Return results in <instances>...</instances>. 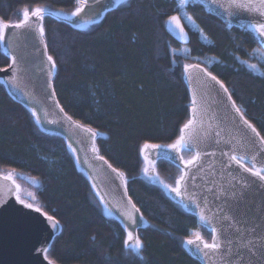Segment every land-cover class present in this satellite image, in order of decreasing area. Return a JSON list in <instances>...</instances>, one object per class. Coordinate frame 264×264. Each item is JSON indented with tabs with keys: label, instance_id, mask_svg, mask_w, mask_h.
<instances>
[{
	"label": "trees",
	"instance_id": "obj_1",
	"mask_svg": "<svg viewBox=\"0 0 264 264\" xmlns=\"http://www.w3.org/2000/svg\"><path fill=\"white\" fill-rule=\"evenodd\" d=\"M36 5L58 14L45 16L43 25L56 64L54 88L60 104L97 132L99 152L124 174L129 195L146 220L138 231L144 259L125 256L123 224L105 211L66 140L44 131L31 110L0 83V173L14 169L16 182L35 195L32 202L60 222L62 231L48 248V258L55 264H109L106 257L111 264H201L185 241L197 231L210 241V231L161 184L144 176L140 149L146 142L167 145L179 137L191 110L183 65L192 63L223 81L264 136V76L240 63L247 60L264 70V59L251 54L253 49L264 53V47L249 31L229 28L192 0L183 11L176 0H129L83 27L62 17L74 10V0H0V19L16 23L25 6ZM175 13L189 32L187 45L166 30L167 17ZM9 63L0 51V67ZM156 171L172 186L181 174L167 160H159Z\"/></svg>",
	"mask_w": 264,
	"mask_h": 264
},
{
	"label": "water",
	"instance_id": "obj_2",
	"mask_svg": "<svg viewBox=\"0 0 264 264\" xmlns=\"http://www.w3.org/2000/svg\"><path fill=\"white\" fill-rule=\"evenodd\" d=\"M111 3L112 0H101V2L95 3L87 8L85 13H82L80 17L73 19L77 21L78 24L84 26L87 23L99 21L107 12L115 9L111 8ZM106 9L110 10L105 11ZM209 13L225 22H231L232 25L236 27H239L238 25L241 20L247 22L252 19V17L247 14L228 18L218 16L213 12ZM182 24L187 37L186 39L178 34V30L170 29L166 24L165 27L168 34L177 42L187 45L190 42V35L183 19ZM9 31L11 32L12 30L10 29ZM15 31L23 33L27 30ZM6 39H14V37L6 36ZM45 44L47 45L45 36L41 37L38 31H36L34 37L29 38L27 41L21 34L18 39H15L16 53L25 58V62L21 66L23 70L18 73L19 88H15L11 85L13 69L8 68V66L4 68L0 67V69H6V71H0V80L5 81L4 85L15 101L23 104L30 110H36L37 116H39L41 120L39 126L44 131L61 135L66 140L68 146L71 145L70 149L72 151L75 149L73 153L79 168L84 171L89 178L103 205L107 206L111 215L116 217L124 226L129 222L121 213L131 211L132 205H135L137 209L139 208L129 195L127 182L125 183V176L123 175V178H121L119 173L122 172L114 167L107 158L99 152L97 147V132L93 129L96 135L94 138H89L91 134L85 132L82 128H78L74 122H79L84 128L91 127L77 121L74 117L69 115L60 104L54 88L56 70L51 75H48L50 62L47 60V57L50 56V54ZM261 45L264 47V44ZM200 66L201 68H206L202 64H200ZM204 79L210 78L204 77L202 73L199 75L193 73V80L189 83L187 77L184 75V81L189 90L191 101L193 93L195 92L199 104L207 109L206 114L202 116V125H198L195 131L191 133L193 142L197 143V147L191 151V153H193L194 156L196 152L199 151L201 153V158L194 165H188L187 167H185L180 160L172 161L169 159L167 161L173 163L180 170H184L183 174L186 175L189 192L197 195L201 200V207H203L202 196L207 194L213 211H215L217 205H219L224 207L225 211L235 216L236 219H244L247 217L249 223H251L253 219L260 221L264 219V181H260L257 177L244 172L243 169H240L234 162L232 164L231 174H229V171L225 170L222 166V161H227V157L222 156V152H231L232 149H235V154L247 153L251 156L264 148V145H261L259 138L243 125L238 114L232 110L231 101L227 99V95L220 89L219 85L212 82V84L208 86V89H205L203 85ZM23 93H28L29 95L24 96ZM232 99L234 100L233 97ZM61 108L63 111H61ZM68 116L72 117V121L67 119ZM244 117L247 119L245 115ZM190 118H192V105ZM233 118H235V120ZM216 132H220L219 137L215 136ZM205 133L208 135L205 136ZM217 139L220 140L219 144L216 143ZM225 141H229L230 143H225ZM253 141H255V143H253ZM93 146L98 150L97 152L92 151ZM157 151H168L171 153V150L166 149L148 150L150 159L155 160L156 163L159 160H165L163 158H157ZM205 153H207V155H205ZM171 154L182 155L184 157L183 151L179 154ZM101 156L104 157L103 160L99 159ZM184 160L186 159L184 158ZM109 165H111V167H109ZM248 166L251 165L249 164ZM201 168H203V171H200ZM113 169L116 171H113ZM3 175L5 174L0 173V264H53V261L48 258L47 252L43 250L48 249L54 238L61 233V224L53 229L51 226L52 221L48 220V216L50 215L41 208L34 204L33 208H26L24 205L20 204L16 200L15 192H8V188L13 187L14 189V186L11 185L10 181H5ZM193 176H195L194 185L191 181V177ZM28 181L34 184L36 180L29 177ZM16 184L19 183L16 182ZM220 186L229 189L230 192L234 191L236 193L234 199L229 198L227 206H225L222 201H215L214 197L207 192L208 188L216 190ZM166 193L186 211L195 215L200 225L210 231V227L200 220V209L196 208L192 201L186 198L182 200L181 197L176 196V194L169 189H166ZM31 201H33V199H31ZM25 203L28 202L25 201ZM185 205H187V207H185ZM37 208L40 209L39 212L36 211ZM204 214L207 220L211 221L212 227L219 228L221 223L219 216L222 215L221 213L213 216L212 212L205 209ZM135 215L138 221H140L142 217L140 226L135 228V232L138 234V231L145 226L146 220L140 209ZM54 220L57 219L54 218ZM129 230H132V228L130 227ZM194 238L195 237L191 239ZM185 248L201 264H205V262L201 261L199 256L193 254L192 246L185 243ZM244 260L245 264H247L249 260L252 261V264H262L259 253L253 256L245 252Z\"/></svg>",
	"mask_w": 264,
	"mask_h": 264
},
{
	"label": "snow or ice",
	"instance_id": "obj_3",
	"mask_svg": "<svg viewBox=\"0 0 264 264\" xmlns=\"http://www.w3.org/2000/svg\"><path fill=\"white\" fill-rule=\"evenodd\" d=\"M101 0H74L75 7L71 12L70 16L65 15L64 20L68 21L70 24H74L79 27L80 25L73 18L80 17L82 13H85L86 9L99 3ZM190 0H176V5L178 11H183L185 7L189 4ZM193 3L199 2L204 7L208 9L209 12H213L221 17H236L241 14H247L251 16L252 19L245 22L241 20L239 27L249 31L254 39L259 40L261 44H264V0H192ZM121 5H129V0H112L111 8H119ZM110 10L106 9L105 11ZM45 16L53 17L58 16L57 13L50 11L46 6L36 5L34 7L25 6L22 10V19L16 23L6 22L3 19H0V51L3 52L4 56L10 58L11 63L8 65V68L13 69V74L11 78V85L15 88H19V78L18 73L23 70L22 64L25 62V58L21 55H18L15 51V39H18L22 34L24 39L27 41L29 38L34 37L36 31L39 32V35L43 37L45 35V28L43 21ZM185 19L190 24H194L192 16L188 15L185 12ZM94 23L96 21H93ZM166 25L170 29L178 30V34L186 39V34L184 31V26L182 24V19L179 14L169 15L165 21ZM233 25L229 22L228 27L231 28ZM12 30L11 32L9 30ZM27 30L23 33L16 32L15 30ZM202 32V29H198ZM6 36H12L14 39H6ZM34 46V45H33ZM45 47L47 45L45 44ZM252 55H258V59H264V53H259L257 49L252 50ZM237 59H239L237 57ZM47 60L50 62V70L48 75H51L56 70V64L52 56H48ZM175 62V61H173ZM211 61H209L210 63ZM242 65H246L248 69L258 72L259 75L264 76V70L258 69V65L254 63H249L247 60H240ZM184 75L187 77L189 83L193 80V73L198 75L202 73L204 77L210 79H204L203 85L205 89H208V86L215 82L219 85L220 89L227 95V99L231 101L232 110L238 114L240 121L245 125L251 132L259 138L260 144L264 145V136L260 135V132L257 131L256 127L244 117V113L240 107L236 105L235 100L232 99V94L229 92L228 88L225 87L223 81L219 80L215 75L208 71L207 68H201L200 64H184ZM0 71H6V69H0ZM0 83H5L4 80H0ZM24 96L29 95L28 93H23ZM192 105V118L188 119L187 122L180 129V136L173 142L167 145L153 144V143H144L140 149L141 154L144 155V168L143 172L148 178L156 182V162L155 160L150 159L148 150H159L166 149L171 150V153L179 154L182 151H193L197 147V143L193 142L192 132L195 131L198 125H202L203 120L202 116L206 114L207 109L203 108L197 98L196 93H193V98L191 101ZM61 111L63 109L61 108ZM31 114L33 117H36L37 124L41 123L40 117L37 116L35 109H31ZM67 119L72 121V117L68 116ZM235 120V118H233ZM76 123L78 128H82L85 132L90 133L89 138H94L96 133L91 128H84L83 125ZM208 134L205 133V136ZM216 137L220 136V132L215 133ZM216 143L219 144L220 140L217 139ZM225 143H230L225 141ZM255 143V141H253ZM71 148V145H69ZM75 151V149H73ZM93 152L98 150L93 146ZM168 151H157V158H163L165 160L171 159L172 161L180 160L183 162L184 166L194 165L201 158V153L199 151L189 160H184L182 155H172ZM207 155V153H205ZM214 155V154H213ZM222 156L227 157V161H222V166L225 170L229 171L231 174V168L233 162L240 169H243L244 172L251 174L254 177H257L260 181H264V148H262L258 153H255L249 156L247 153L244 154H235V149H232L231 152H222ZM103 160L104 157H99ZM251 166H248V165ZM111 167V165H109ZM113 171H116L113 169ZM183 169H181V175H179L175 180V186L165 184L163 181H159L164 188L169 189L171 192H174L176 196L183 199H188L192 201L196 208L200 209L199 216L200 220L205 222L210 227V236L211 240L205 239V237L199 232H194V239H187L185 243L189 246H192L193 254L199 256L202 262L205 264H245L244 253H250L255 256L257 253L260 255L262 264H264V219L256 221L253 219L251 223L247 217L244 219H236L235 216L231 215L230 212L225 211L224 207L217 205L215 211H213L210 206L209 196L204 194L202 196L203 207H201V200L197 197L195 193L189 192V185L186 178V175L183 174ZM203 171V168L200 169ZM152 175H149V174ZM15 170H9L6 175H3L5 181H10L13 187L8 188V192H15L16 200L24 205L26 208H33L32 203H25V200L21 198V188L19 184H16L14 179ZM120 177L123 178V173H119ZM235 178V177H233ZM191 181L195 182V176L191 177ZM126 183V181H125ZM246 184V182H245ZM234 187V185H233ZM207 192L214 197L215 201H222V203L227 206L229 198H235L236 193L234 191L230 192L229 189H225L223 186H220L218 189L213 190L208 188ZM31 199L35 200V195L31 192L27 194ZM131 211H126L121 213L125 219L129 222L124 225V232L126 236L123 240V251L125 256L138 257L141 261L144 259L142 252L144 250V243L140 236L136 234L135 228L139 227L142 222L138 221L135 213L139 212V209L135 208V205H132ZM187 207V205H185ZM207 209L209 212H212L213 216H216L218 213L222 215L219 216L221 221L219 228L212 227L211 221L207 220L204 212ZM37 212L40 211L39 208L36 209ZM105 211L110 215V211L105 206ZM48 220L52 221V228L55 229L59 226L60 222L54 220L53 217L48 216ZM132 230H129V228ZM95 240V236L92 237ZM43 251L47 252L48 249ZM106 260L111 264V257H106ZM54 264V262H53ZM247 264H252V261H247Z\"/></svg>",
	"mask_w": 264,
	"mask_h": 264
},
{
	"label": "rangeland",
	"instance_id": "obj_4",
	"mask_svg": "<svg viewBox=\"0 0 264 264\" xmlns=\"http://www.w3.org/2000/svg\"><path fill=\"white\" fill-rule=\"evenodd\" d=\"M65 15H63L62 17H64ZM70 16V15H69ZM189 23V22H188ZM190 24V23H189ZM191 25H193V24H191ZM185 51V50H184ZM191 153V152H190ZM184 155V154H183ZM193 156V153H191L190 155H187V156H185L184 155V158L186 159V160H188V159H190L191 157ZM143 174H144V172H143ZM149 175H152L151 173L149 174ZM155 175H156V177H157V179H156V182L157 183H159V184H161L159 181H163L161 178H160V176H159V174L157 173V171H156V173H155ZM144 176H146L145 174H144ZM147 178H148V176H146ZM164 182V181H163ZM165 184H167L166 182H164ZM20 184V183H19ZM162 185V184H161ZM169 185V184H168ZM20 186H21V198L22 199H24L26 202H28V203H31L32 201L29 199V197H28V193L29 192H31V188L29 187V186H27V185H24V184H20ZM163 186V185H162ZM172 186V185H171ZM175 186V185H174ZM164 188V187H163ZM165 189V188H164ZM32 204H34L33 202H32ZM35 205V204H34Z\"/></svg>",
	"mask_w": 264,
	"mask_h": 264
},
{
	"label": "flooded vegetation",
	"instance_id": "obj_5",
	"mask_svg": "<svg viewBox=\"0 0 264 264\" xmlns=\"http://www.w3.org/2000/svg\"><path fill=\"white\" fill-rule=\"evenodd\" d=\"M29 197V196H28Z\"/></svg>",
	"mask_w": 264,
	"mask_h": 264
}]
</instances>
